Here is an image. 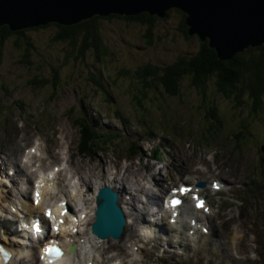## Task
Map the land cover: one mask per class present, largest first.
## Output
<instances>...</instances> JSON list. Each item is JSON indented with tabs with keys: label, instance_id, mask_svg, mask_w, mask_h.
Listing matches in <instances>:
<instances>
[{
	"label": "rangeland",
	"instance_id": "obj_1",
	"mask_svg": "<svg viewBox=\"0 0 264 264\" xmlns=\"http://www.w3.org/2000/svg\"><path fill=\"white\" fill-rule=\"evenodd\" d=\"M180 20L176 11L170 12L168 18L161 22L157 20L158 34H162L160 30L163 29L165 35L162 40L154 39L153 44L146 43L142 36L143 28L138 23L118 17L100 20L98 29L102 30L112 51L103 59L89 55L91 52L84 60L67 59V42L49 43L50 33H53L51 27L32 30L31 34L38 36L36 46L44 54L40 61L47 63L49 60L52 64L43 66L40 72L23 62L24 57L12 42L5 46L0 78L9 88L0 96V190H4L0 192V202L6 211L13 209L20 196L17 194L19 186H11L7 172L13 169L10 167L14 160L18 162V158L25 155L28 158L27 149L39 140L40 151L51 163L46 171L55 165L62 167L64 162L57 163L54 159L68 156L71 169L75 166L77 170L72 182L74 185L80 178L92 185L93 191L94 185L104 182L119 186L120 201L128 211L130 223L121 239L101 242V248L106 251L99 252L102 255H96V258L103 259L105 264H163L159 257L163 250L160 244L133 221L129 197L130 191L148 187L157 175L156 180L165 190L182 182L195 184L196 176L207 180L204 189L212 205L208 220L220 232L224 242L229 239L234 242L241 264H264V104L259 109L261 116L257 117L252 112L237 109L233 100L223 94L213 92L206 98L200 89L187 88L188 84L175 95L162 85L152 87L154 90L146 88L139 91L141 77L138 71L144 64L172 63L176 56L189 50L193 52L199 46L197 33L189 34L187 39L180 29L177 30ZM35 60L40 64L38 57ZM122 68H127V72L123 73ZM92 70L102 76L103 81L98 88L97 77ZM53 74L60 75L62 86L51 85ZM44 75L49 78L41 81ZM33 79L37 81L31 82ZM107 88L111 95L105 102L107 99L100 91ZM0 91H3L1 87ZM208 106L220 111L217 115L223 120L220 130L208 128L212 121L206 114ZM85 113L89 117H100L99 120L90 119L101 123L100 129L108 128L119 135L114 140L107 136L112 141L91 155L89 151L79 152L78 149L79 122L80 118L88 119ZM241 121L247 125H241ZM150 124L154 131L151 135L155 138L146 133ZM139 132L142 136L141 140H136L138 145L132 143L129 147L128 137ZM209 132L212 136L208 138L205 134ZM165 139L169 142L165 143ZM160 142L170 147L169 153L162 154V161L152 157L153 146ZM138 147L144 149V153L138 152ZM134 152L137 155L132 157ZM61 153L64 155H59ZM5 160V163L8 161L7 168L1 164ZM22 166L29 172L28 167ZM39 166L37 163L36 167ZM64 172H60L63 178L67 177ZM37 173L30 175V183L33 184ZM88 177H92V181ZM218 177L229 185L224 193L210 188V182ZM59 186L64 191L70 189L68 180ZM156 188L153 191L161 195ZM27 202H31V198ZM72 206L76 207L73 200ZM199 215L205 218L201 213ZM164 223L167 224L165 220L160 224ZM130 226L132 230L139 229L140 241L128 239ZM84 228L90 230L87 226ZM182 231L185 233L186 228ZM206 238V235L199 238L202 250L206 249ZM176 250L173 255L176 261L166 264H184L177 262L185 256V264H193L194 258H190L185 250L178 247Z\"/></svg>",
	"mask_w": 264,
	"mask_h": 264
},
{
	"label": "trees",
	"instance_id": "obj_2",
	"mask_svg": "<svg viewBox=\"0 0 264 264\" xmlns=\"http://www.w3.org/2000/svg\"><path fill=\"white\" fill-rule=\"evenodd\" d=\"M176 11L179 13L181 20L179 21L177 30L181 34L189 37V26L185 21V14L177 8L171 9L167 12V17H159L156 14L149 12H141L136 15H120L111 14L109 16L95 15L91 18L84 19L74 24H61L58 22H49L45 25H40L38 28L12 30L8 25H0V62H3V50L5 46L12 42L17 47L18 52L22 54L23 62L29 67H34L38 72L43 70V66L50 63H43L41 51L36 46L38 36L31 34V31H38L48 27L52 28L49 43L60 44L67 42V52L69 58H76L84 60L88 53L97 59H103L112 54L110 45L105 41L102 30L98 29L100 20L111 19L118 17L119 19L130 20L133 23H138L142 26V36L147 44H153L154 39L164 38L163 29L158 34L156 25L168 18L169 13ZM161 27V25H160ZM176 30V31H177ZM198 36V35H197ZM40 38V37H39ZM199 39V46L196 50L176 56V60L172 63H165L159 65L157 63L149 62L139 68L141 83L139 84V91H144L146 88L150 89L156 85L163 86L169 93L178 94L182 87L189 85L187 88L200 89L206 98H209L210 93L218 92L230 98L237 109L252 112L254 115L261 116L259 109L264 104V44L260 46H250L242 52H238L234 57L228 59H221L215 49L209 46L208 41ZM39 58L40 64L35 60ZM46 59H49L47 56ZM81 61V60H80ZM93 71V70H92ZM122 72L126 73L127 68H122ZM97 77V88L101 84L102 76L100 73L93 71ZM92 74V76H93ZM130 74V73H129ZM1 76V75H0ZM60 76V75H59ZM59 76L54 75L51 79V85H61L63 81ZM132 76V75H129ZM49 77L44 75L41 81L47 80ZM146 78V79H145ZM2 79V78H0ZM148 79V80H147ZM37 80L33 79L31 82L35 83ZM191 85V86H190ZM152 90H154L152 88ZM102 95L109 98L111 90H102ZM208 92V93H207ZM208 106L207 116L212 118L208 128H216L220 130L223 120L217 118L218 112L214 107ZM85 118H80L82 121ZM79 122L82 124V122ZM225 122V121H224ZM247 125L246 122L241 121V125ZM86 127H81V144L82 151L91 152L94 149L104 148L110 139L104 140L103 135L97 133L95 129L91 128L90 124H85ZM245 125V126H246ZM243 130V129H242ZM206 131H210L207 130ZM210 134V132L208 133ZM115 133H108L106 136L114 138ZM207 135V134H205ZM212 135H209L211 137ZM239 136V133H237ZM104 146V147H103ZM157 150V149H156Z\"/></svg>",
	"mask_w": 264,
	"mask_h": 264
},
{
	"label": "water",
	"instance_id": "obj_3",
	"mask_svg": "<svg viewBox=\"0 0 264 264\" xmlns=\"http://www.w3.org/2000/svg\"><path fill=\"white\" fill-rule=\"evenodd\" d=\"M173 8L184 12L189 34L208 41L221 59L264 44V0H0V25L20 30L49 22L74 24L95 15L165 16ZM118 199L109 185L98 191L92 231L101 238L123 234L126 216Z\"/></svg>",
	"mask_w": 264,
	"mask_h": 264
},
{
	"label": "bare ground",
	"instance_id": "obj_4",
	"mask_svg": "<svg viewBox=\"0 0 264 264\" xmlns=\"http://www.w3.org/2000/svg\"><path fill=\"white\" fill-rule=\"evenodd\" d=\"M39 145L40 143L38 144V146ZM33 149L36 150V145L33 147ZM38 150L39 152H32L31 154H29V157L27 158V160L18 158V162L15 161V164L18 167H20V162H22L23 165L28 167L31 175H34L35 171H38V174L41 173L42 176L41 175L39 176L40 179L38 181V184H39L38 189H39V194H40V197L38 199L41 200V203L35 207L31 205L30 202L25 201V202H22L23 203L22 207L24 208L25 213L24 212L23 214L19 213L16 216L10 215V214L0 215V238H3V241L5 242V244L10 248V254H11L9 261H6L4 257L1 256L0 264H24L25 260H28L30 264H105V261L103 259L102 260L98 259L99 257L96 258V255H95L97 252H98L97 255H100L101 253L99 252L101 251L105 253L106 251L105 248L104 247L101 248V242H103L104 240H99L95 235L91 233V231L90 232L85 231V233H82V234L80 233L82 232V229H84V226H87L88 228H90L91 224L94 221L95 210H96L94 197L96 195L98 187L102 184H96L92 195H90L88 191L90 189L89 187L90 185H87L84 179L80 180L79 178V181H78L79 183H75L74 185L72 182L74 180L75 173L77 174V170L75 166L72 167L73 169H75V171L71 169L69 160H67L65 156L63 157L58 156L57 159H54V161H56L57 163H60V161L62 160L66 161V165L63 166L61 169L57 170V172H55L56 174L55 177L48 178L44 172L47 169H49V167L51 166V163L47 162L48 157L43 156L44 154H42L39 147H38ZM59 155H62V153ZM37 163L38 165H40L39 167H36ZM62 170L65 171L64 173L67 177L63 178L61 176L60 172ZM15 172H16L15 175L17 176L22 175V180H25V179L30 180L29 173L26 170L25 172L27 173V178H25V175H26L25 172H20V171L17 172V170H15ZM118 176L119 175H117V178H119ZM88 179L92 181V177H88ZM65 180H68V185L70 186V189L67 191L62 190L59 186V184L63 183V181ZM120 180L121 179L119 178L118 181ZM222 180L226 181L224 179ZM112 181L113 180L111 179V182ZM105 183L107 184L109 182H104L103 184ZM118 188L119 186L116 185V189L120 193V196H121V192ZM72 193H73V197L71 196ZM140 193H149V198L146 199L145 196L141 195V197H139L138 199V197L135 198V196L133 195L132 197L133 201L139 202L137 205L141 206V210L137 211L136 209L138 207H136V205L131 202V209L137 212L135 214L133 212L131 213V215L132 214L135 215V220L137 219L139 220L137 225H139L143 230L152 231V226L150 225V223H148L149 221L148 219H146V216H147L146 214H147V211L150 212L151 207L156 206V205L152 206V204L149 202L151 201V202L157 203L159 200V205H160V198L156 196H152L151 194L152 190L150 188L142 187ZM17 194H20L23 196L27 195L26 192L22 191V189H20ZM166 195L167 193L165 194V196ZM72 200H73V203L76 204V206L79 209H74V207L72 206ZM0 201H1V198H0ZM64 203L65 204L67 203V205L71 207L72 212L77 211V213L80 214V219L77 222H74L71 219H68L67 218L68 215L64 216L66 213ZM15 204H16L18 211L20 212L21 208H20L19 203L16 202ZM42 204H51L52 207L47 208L46 211L57 214V217H59V220H58L59 223L57 224V227L59 230L51 234V238L52 240H55V239L59 240L65 246L66 250H65L63 257H61L58 260L49 259L47 255H44L43 257H38V256L36 257L37 252H38V247H35L36 245L35 239L37 237V235L34 233V229L36 228L35 224H39L43 227V233L40 234V237L41 235L42 237L45 236L47 232V226H46L45 221H42L40 219L41 211L44 210V208L41 207ZM88 204L90 205L88 206ZM165 206L166 204L161 205L156 210V212H151L149 216L151 215V217L156 218L157 221H159L160 220L159 216H161L160 213L161 212L165 213ZM127 208L130 210L129 207ZM188 208H189L188 206L185 209L183 208L182 212L178 216L177 215L174 216L175 213H171L170 215V219L171 220L174 219L173 221L177 220L175 224H178L183 229L186 228L184 225V221H183L184 220L183 215L185 214L184 212L188 210ZM4 211H5L4 206L2 207V204L0 202V212H4ZM24 214H27L28 219L18 218L20 216H23ZM199 221H202V219L200 218ZM23 222H27V223H23ZM68 225L71 226L70 230L68 228ZM77 227H78V230H77ZM172 227L173 229H176L174 228L176 227L175 225H172ZM190 229H192V227ZM138 231L139 229L137 228L136 229L133 228V230L129 231L130 236L128 239L136 240V242L140 241V239L138 240V238H141V235L140 233H138ZM214 232L217 234L219 238V235L216 232L215 228H214ZM8 233L11 236H9ZM179 233L182 234L181 237H184V235L186 234L183 231H179ZM12 236L15 239H17L18 242H15L13 239H11ZM162 236H166V235L163 234ZM169 237L170 236H168V239ZM153 238L158 243L161 240L160 237L158 238L153 237ZM48 239L50 238L48 237ZM110 240H113V239L108 238V241ZM169 241L171 242L172 238ZM19 243L22 245H20ZM94 243L96 245L92 246V244ZM168 245H169L168 249H171L172 245H170V243H168ZM43 246L44 245H43V239H42L40 248ZM215 249L216 248L212 249V252H214ZM220 249H221L222 254L224 255L225 246L222 245ZM23 254H28V255L22 256ZM94 255L95 257H93ZM159 256L162 259L166 260L168 255H159ZM24 257H26V259H24ZM114 263L115 262H112L111 264H114ZM227 263L231 264L229 259Z\"/></svg>",
	"mask_w": 264,
	"mask_h": 264
},
{
	"label": "snow or ice",
	"instance_id": "obj_5",
	"mask_svg": "<svg viewBox=\"0 0 264 264\" xmlns=\"http://www.w3.org/2000/svg\"><path fill=\"white\" fill-rule=\"evenodd\" d=\"M214 186H215V185H214ZM174 191H175V190H174ZM179 191H180L181 193H185V192H189V191H191V189H187V188L182 187V188L179 189ZM193 199L199 200L198 197H193ZM172 203H173V205H177V204L180 203V201H179V200H173ZM197 206H198V207H202V203H198ZM0 251H3V250L0 249ZM45 251H46L48 254H52L53 252H56L57 250H56V249H52V248H46Z\"/></svg>",
	"mask_w": 264,
	"mask_h": 264
}]
</instances>
